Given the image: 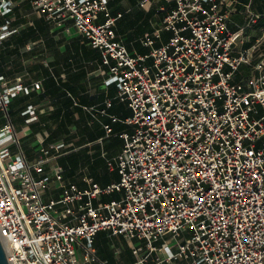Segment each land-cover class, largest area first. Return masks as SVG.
Listing matches in <instances>:
<instances>
[{"label":"built area","instance_id":"built-area-1","mask_svg":"<svg viewBox=\"0 0 264 264\" xmlns=\"http://www.w3.org/2000/svg\"><path fill=\"white\" fill-rule=\"evenodd\" d=\"M28 1L58 27L71 22L100 53L105 85L131 110L124 123L132 130L121 133L118 156L102 153L120 180L85 179L81 191L58 165L46 169L49 148L28 160L15 132L13 100L40 92L41 82L0 76V237L10 264H107L94 245L101 232L132 244L133 264H264V29L243 48L260 18L254 5L242 6L246 25L233 32L237 0H168L159 28L142 38L149 54L139 55L117 40L124 17L110 0H0V46ZM135 1L140 10L151 2ZM164 32L171 36L157 47ZM37 110L22 112L27 124ZM51 183L61 194L47 202ZM113 194L119 199L101 202Z\"/></svg>","mask_w":264,"mask_h":264},{"label":"crops","instance_id":"crops-1","mask_svg":"<svg viewBox=\"0 0 264 264\" xmlns=\"http://www.w3.org/2000/svg\"><path fill=\"white\" fill-rule=\"evenodd\" d=\"M151 1L140 10L135 0H110L113 15L123 14L124 17L115 28L117 40L122 41L132 53L149 54L150 48L142 44L143 36L159 28L174 5L168 0ZM243 5L239 6L241 12L233 14L229 22V29L233 32L246 25ZM29 10H32L29 1L21 3L15 10L12 26L18 34L11 36L0 47V76L14 80L26 75L28 79L42 84L40 92L30 97L19 96L10 106L15 132L26 157L34 160L39 146L49 147L63 141L67 143V149L54 153L46 169L58 165L64 171V182L76 185L81 191L89 188L85 179L93 180L100 187L117 183L119 176L108 170L102 153H106L108 158H115L121 153L123 140L120 135L132 130L124 123L131 116V110L126 103L117 100L114 85H105L108 68L103 65L100 53L89 46L71 22L58 27L48 25L44 19H37L25 26ZM19 19L23 20L19 22ZM253 27L246 30L248 38L244 49H248V44L253 46L262 36L264 27L256 26L255 34H251ZM170 36V33L164 32L156 46L166 44ZM30 45L32 51L24 59H13L14 53L18 54ZM262 48L264 50V44ZM29 105L37 106L38 120L27 124V117L22 116V112ZM114 119L117 121L114 122ZM106 126L112 129L111 133L105 130ZM46 193L45 200L49 202L58 200L61 190L56 183H51ZM119 196H103L101 202L117 200ZM99 203L95 201V205ZM112 238L106 232L99 233L95 238L99 259L107 264L135 263L125 256L121 245L111 241ZM117 249L121 250V254L116 257L119 260L113 261L110 259L111 250Z\"/></svg>","mask_w":264,"mask_h":264},{"label":"rangeland","instance_id":"rangeland-1","mask_svg":"<svg viewBox=\"0 0 264 264\" xmlns=\"http://www.w3.org/2000/svg\"><path fill=\"white\" fill-rule=\"evenodd\" d=\"M152 2V1H151ZM237 2H238V7L239 6H241V4H248L249 2H251V4L252 5H254V0H237ZM31 7V6H30ZM32 9V8H31ZM237 15V14H236ZM234 16V15H233ZM233 16H231V19H230V21L232 20V17ZM37 19H44L45 21H46V23L48 24V25H50V24H54V23H52V22H50V21H48V20H46L43 16H40V14H37V12H35L33 9L32 10H29V13H28V15H27V24L25 25V26H28L29 25V23H33L34 21H36ZM21 20H23V19H19V22L21 21ZM258 23H259V20H258ZM258 23L255 25H253L252 27H253V30L252 31H254V32H252L251 34H255V32H256V30H254L255 29V27L256 26H258ZM15 34H18V32H16ZM1 47V46H0ZM32 51V49H31V45L30 46H26V47H24V48H22V50H21V52L20 53H18V54H15L14 53V55H13V59H15V60H17V59H19V58H25V55H27L28 53H30ZM10 60V59H9ZM0 117H1V112H0ZM5 121L4 120H1L0 119V126L4 123ZM59 144H65L66 146L64 147V148H61V149H59V150H56L55 149V147L56 146H58ZM67 147H68V145H67V143H65V142H63V141H60V142H57V143H53L52 145H50L49 147H46V148H49V150L51 151V154H52V156H53V154L54 153H61V152H63L64 150H66L67 149ZM18 149V147L17 146H15V147H13L12 148V151L13 152H15L16 150ZM22 150L23 151H25L23 148H22ZM26 155V154H25ZM29 159V158H28ZM111 241L112 242H114V243H116L117 245H121V247L123 248V250H124V252H125V256L126 257H129L130 258V261L131 262H136V258H134L133 256H132V253H131V250H130V247H131V245L132 244H130V243H128V242H126V241H124L121 237H114V238H112L111 239ZM161 245V244H160ZM117 253H116V251H114V250H111V256H110V259L111 260H113V261H115L114 259H116V260H119V259H117L116 257L118 256V255H116ZM126 257H124V258H126ZM118 258H120V257H118Z\"/></svg>","mask_w":264,"mask_h":264},{"label":"trees","instance_id":"trees-1","mask_svg":"<svg viewBox=\"0 0 264 264\" xmlns=\"http://www.w3.org/2000/svg\"><path fill=\"white\" fill-rule=\"evenodd\" d=\"M253 9L257 14H259V23L258 26H263L264 27V0H254V6ZM7 41V40H6ZM4 44V43H3ZM8 44V43H7ZM6 46V45H5ZM247 48L251 47V44L246 45ZM243 74V72L241 73ZM11 110H10V115H11Z\"/></svg>","mask_w":264,"mask_h":264},{"label":"water","instance_id":"water-1","mask_svg":"<svg viewBox=\"0 0 264 264\" xmlns=\"http://www.w3.org/2000/svg\"><path fill=\"white\" fill-rule=\"evenodd\" d=\"M3 241L0 237V264H10Z\"/></svg>","mask_w":264,"mask_h":264},{"label":"bare ground","instance_id":"bare-ground-1","mask_svg":"<svg viewBox=\"0 0 264 264\" xmlns=\"http://www.w3.org/2000/svg\"><path fill=\"white\" fill-rule=\"evenodd\" d=\"M3 240H4L3 243H4V245H5V249H6V251H8V250H9V248H8V244H7V242H6L5 239H3Z\"/></svg>","mask_w":264,"mask_h":264}]
</instances>
